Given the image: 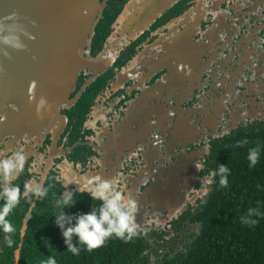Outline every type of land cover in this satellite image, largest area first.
<instances>
[{"label": "flooded vegetation", "instance_id": "1", "mask_svg": "<svg viewBox=\"0 0 264 264\" xmlns=\"http://www.w3.org/2000/svg\"><path fill=\"white\" fill-rule=\"evenodd\" d=\"M104 1L90 47L96 61L55 115L39 118L37 103L8 101L0 84V155L25 154L10 183L22 191L35 178L47 189L21 195L7 214L13 231L0 230V264H40L49 255L56 264L180 262L206 216L242 212L254 145L264 213V0H178L137 33L118 21L128 0ZM219 163L230 169L227 186ZM97 176L118 178L137 199L140 231L90 251L73 234L74 255L55 223L58 201L73 192L64 209L73 217L98 206L83 191Z\"/></svg>", "mask_w": 264, "mask_h": 264}, {"label": "water", "instance_id": "2", "mask_svg": "<svg viewBox=\"0 0 264 264\" xmlns=\"http://www.w3.org/2000/svg\"><path fill=\"white\" fill-rule=\"evenodd\" d=\"M178 0H128L123 31L149 27ZM104 0H0V84L7 100L37 103L39 118L55 115L82 68L94 63L90 47Z\"/></svg>", "mask_w": 264, "mask_h": 264}, {"label": "clouds", "instance_id": "3", "mask_svg": "<svg viewBox=\"0 0 264 264\" xmlns=\"http://www.w3.org/2000/svg\"><path fill=\"white\" fill-rule=\"evenodd\" d=\"M2 118V117H0ZM224 133L228 129L223 130ZM204 150H207L205 144ZM260 156V146L254 145L247 151L248 166L253 167ZM25 154L22 151H14L10 155H0V230L4 233L13 231L12 223L6 219L7 214L19 203L20 196L28 197L29 193L43 197L47 189L35 178L26 179L23 183V190L17 184L10 183L24 169ZM196 167L200 165L195 164ZM227 164L219 163L218 173L219 184L227 186L228 172ZM91 200L99 201L98 206L92 207L87 212H81L75 217L65 212V208H70L73 204V192L64 191L58 203L61 209L55 214V223L61 229L66 248L74 255L79 253V248L72 242L73 234L76 239L83 243L87 250L101 246L106 239L115 236L124 241L132 239L140 231V225L135 216L137 212V199L127 190L126 185L118 178L105 179L99 176L94 178L92 186L84 189ZM261 215L258 207L248 208L247 214L241 216V222L249 225L257 223ZM159 223V221H155ZM18 261L19 256L15 257ZM40 264H56L53 256L49 255L46 260H41Z\"/></svg>", "mask_w": 264, "mask_h": 264}, {"label": "trees", "instance_id": "4", "mask_svg": "<svg viewBox=\"0 0 264 264\" xmlns=\"http://www.w3.org/2000/svg\"><path fill=\"white\" fill-rule=\"evenodd\" d=\"M246 162L242 212L206 216L196 244L184 260L174 264H264V213L260 211L254 225L241 222V216L247 214L248 208H260L253 183L257 176L255 166L249 167L248 160ZM121 260L118 256L117 264H122Z\"/></svg>", "mask_w": 264, "mask_h": 264}]
</instances>
